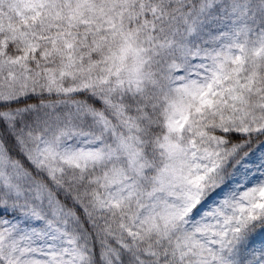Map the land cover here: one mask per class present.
I'll list each match as a JSON object with an SVG mask.
<instances>
[{"label": "snow or ice", "instance_id": "snow-or-ice-1", "mask_svg": "<svg viewBox=\"0 0 264 264\" xmlns=\"http://www.w3.org/2000/svg\"><path fill=\"white\" fill-rule=\"evenodd\" d=\"M0 264H264V0H0Z\"/></svg>", "mask_w": 264, "mask_h": 264}]
</instances>
